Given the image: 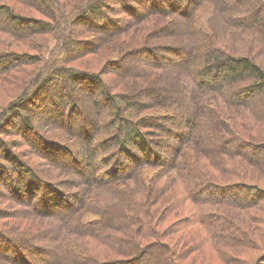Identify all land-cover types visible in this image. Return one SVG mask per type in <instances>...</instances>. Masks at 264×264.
Masks as SVG:
<instances>
[{
    "label": "trees",
    "instance_id": "1",
    "mask_svg": "<svg viewBox=\"0 0 264 264\" xmlns=\"http://www.w3.org/2000/svg\"><path fill=\"white\" fill-rule=\"evenodd\" d=\"M13 1L37 10L43 18L28 16L25 11H17L15 5L8 3V0H0V32L10 37L4 44L23 49L22 53H4L0 49V70L15 68L20 65L18 62L21 60H26L25 64L38 66L30 82H27L23 94L17 96L0 113V133L14 125L11 123L16 116L22 118V126L26 131L33 128L30 119L21 116L20 111L28 110L34 104L39 110L41 106L36 99L38 96L42 99L43 89L46 90L52 83L64 87L62 84L75 82L85 85L86 90H97L100 93V97L92 99L99 113L98 118L88 119L80 123V126L78 124L76 130H68L65 122L67 116H71V112L78 109L77 97L73 91L64 95L58 91L56 96L59 100L55 102L58 109L47 114L50 125H55L54 129L62 132V137L68 134L71 140L84 142L87 153L91 154L97 148L107 151L115 149L119 156H115V165H106L107 171L103 177H94L91 180L86 176L85 181L70 185L71 188H77L73 193L78 201L71 207V191L52 185L49 181L51 179H47L41 171H31L28 168L30 165L21 158H15L16 153L9 154L19 166V181L25 182L24 187L33 194L36 201L24 203V199L15 200L12 197L14 201L5 196L23 209L1 211L0 215L11 217L14 228L25 230L33 228L42 219H48L47 224L38 226L39 229L33 232V239L36 242L44 240V243L57 250L58 260H52L51 264H103L102 260L116 254L134 257V260L147 254L153 258L152 264H214L213 257L216 256L223 264L232 263L233 259L236 260L235 264H261L264 261V241L250 237L245 225L240 224L241 218L235 209H255L257 215L250 216L254 218L256 231L264 238V192L259 190L261 186L257 184L253 173L256 168L264 170V156H255L258 151L255 149L256 142L262 144L257 147L264 148V103H255L258 96L264 100V61L260 57L264 56V0H244L250 6L245 16H235L231 12L226 14L222 9L219 11L224 23L228 21L233 31L238 29L245 35L241 41L234 36L233 31H223L226 35L221 31L218 35L215 30L217 26L212 24L213 28H202L201 38L195 39L193 51L182 49V59L187 58L190 65L198 64L191 80L206 96L195 107L193 104L187 105L184 96L173 97L174 104H182L190 109V129L186 132L187 141L181 142V136L177 137L179 133L174 135L172 142L165 139L164 146L169 147L172 153L164 154L156 151L158 149L155 150L149 139L150 132L146 130L153 126L155 116L145 112L157 105L154 102L156 100L116 91L113 87L117 85L127 88L133 83V87L137 89L142 83L149 84L152 74L165 79L169 70L155 74L157 65L144 64L140 67L141 71L131 76L141 80L122 79L112 83L93 70L72 66L71 62L82 56L81 52L89 51L100 52V61L104 64L111 60L115 49L106 45L104 48L96 46L98 37H95V43L80 37V34H89L94 30L92 27L103 28L98 30L106 35L113 34L116 44H130L136 41L138 35L133 23L141 20L142 23L138 26L140 28L150 17L168 15L173 9H160L153 1L141 0L138 1L139 6L144 8V13L141 14L133 4L127 5V0H116V5L122 6V9L108 6L111 11V16H108L103 8L107 7V4H103L105 0ZM168 1L172 0H166ZM190 1L191 5L198 2ZM230 2L231 0L221 1L220 8ZM168 3L175 7L178 14L188 13L180 11V7L171 4L172 2ZM122 13L133 16H119ZM99 16L102 20H98ZM241 17L247 19L246 25L239 26ZM170 26L171 22L164 23V27ZM144 29L147 33L145 38L157 31L156 29L152 32L151 27L145 26ZM247 32L253 33L254 39L262 43L255 48L252 55L244 53L247 41L251 39ZM143 46H138V50L142 52ZM34 50L36 54L31 56ZM145 51L150 52L148 48ZM154 54L151 53V56ZM152 69L153 73H149ZM32 88L34 90L31 93ZM184 89L192 96L193 90L190 86L186 85ZM64 96L70 100L69 109L60 108L65 101ZM147 100L154 103L147 106ZM104 109L110 110V118L106 121H103ZM67 110L71 112L68 113ZM177 118L179 115L174 114L172 120ZM3 126L7 128L3 129ZM93 129L95 132L91 135ZM21 132L26 134L25 131ZM2 143L6 147L4 140ZM51 143L53 142L45 141L47 146ZM54 145L64 154V158L46 153L43 147L42 153L47 155L46 160L52 163L58 161L59 164L55 163L58 165L63 160L69 168L77 164L75 159L70 161L68 158V153H72V150L68 151L61 144ZM188 146L195 154L193 159H180L179 151ZM123 155L130 158V163H123ZM121 170L125 171L124 176L119 174ZM67 172L73 175L72 171ZM238 178L241 180L237 181ZM65 180L68 179H63L62 184H67ZM222 181L226 182L225 186H232H228L229 188L243 190L247 199L255 197L248 200V203L242 198H236V195L224 199L217 197L216 194L224 186ZM251 181L256 182L255 185ZM21 188V185L15 186L16 195H23L24 190ZM21 195L19 196L22 197ZM225 205L232 210L225 212L217 208ZM67 209L73 210L70 211L72 214L67 216V211L63 215L60 213ZM180 211H187L186 217H181L165 228L163 222L168 216L178 215ZM78 214H84L82 221L77 219ZM207 244L212 246L210 253L204 248ZM259 247L263 251L260 254L254 253ZM247 249L250 250L249 253L246 252L247 258L234 252L244 253ZM258 254L263 255V258L258 260ZM9 256H6L8 260L11 258Z\"/></svg>",
    "mask_w": 264,
    "mask_h": 264
},
{
    "label": "rangeland",
    "instance_id": "2",
    "mask_svg": "<svg viewBox=\"0 0 264 264\" xmlns=\"http://www.w3.org/2000/svg\"><path fill=\"white\" fill-rule=\"evenodd\" d=\"M115 1L116 0H105V2L103 3L105 5L107 4V7L104 6L103 8L106 10V13H108V16H111V11L108 9V6H113L115 8H118L119 10L122 9V6L116 5ZM138 1L140 2L141 0H127V5L133 4L137 7V11L143 14L144 8H141L139 6ZM147 1H153L157 3V7L160 9L171 8L173 9V11L168 15L161 14L158 16L150 17L148 21L144 22L141 25L140 28L138 26H140V24L142 23L141 20H138L133 23V28L137 29L136 31L138 32V35L135 38L136 41L130 44H116V40H113L115 39L113 34L112 36H110L111 33L109 35H106L102 31H100L103 28L92 27L94 30L89 32V34H80V37H84L88 41L91 40L89 42L94 43L96 41L95 37H98V41H96L98 42V44L96 46H101L104 48V46L106 45L111 49H115V53L113 54V56H111V60L105 62L104 64L102 63V61H100V52H81L82 56L73 60V62H71V65L77 68L93 70L101 74L104 78L109 79L112 83H114L115 81L119 82L122 79L130 81L132 79L141 80V78L139 77L131 78V76H135V73L141 71L140 67H142L144 64L150 66L157 65L158 67H155V74H158L159 72H164L166 71V69L169 70V74L165 76V79L162 78V76L156 77L154 74H152L150 75L148 80L149 84L142 83L141 86H138L137 89L133 87V83H130V86H127V88L119 87L117 85L113 88L116 89V91L119 90L129 92L134 95L139 94L142 96V98L144 97L148 100H156L154 102L157 105H155L153 108H148L145 112L148 115H152L153 117L155 116L153 126L146 128V130L150 132L149 139L151 140V144L154 146L155 150L158 149L156 151L161 152V154L168 152L172 153L169 147L167 148L166 146H164L165 139H170L172 142L174 140V135L179 133L180 135H177V137L181 136V142L183 140L187 141L186 132L188 133L190 129V123L188 121L190 109L186 108L187 106L182 104H174L172 101L173 97L184 96L183 99L187 101V105L189 104L190 106H192L193 104L195 107L199 102H201V99L206 96V93H202L200 89H197L196 84L191 80V76L194 75L193 72L196 68H198V64L195 63V65H190L189 60L187 58L182 59V57L184 56V54L182 53V49H191L193 51L196 40H199L201 38L200 32H202V28H204V26L213 28L211 25L215 24L217 26V29L215 30L218 31V35L221 31H233V27L229 25L230 23L228 21L227 23H224L223 17L221 18V15L219 16V11L221 12L222 10H225L226 14H230L231 12L235 16H245L246 13L249 12L250 6L247 5L246 1L244 0H231V2L228 3L225 7L222 6L221 8L220 2L227 0H201L200 2L199 0H197V4L193 3L192 5V1L190 0L168 1L172 2L171 4L173 5L179 6L180 11L184 10V12H188L186 13V15H180L176 12L175 7L173 8L172 6H170V3L166 2V0ZM8 3L15 5L17 11H25L28 16L31 15L43 18V16H41L42 14H40L37 10L26 8L22 4H16V2H14L13 0H8ZM202 4L203 6H201ZM238 4L241 5L238 6ZM235 8L237 10H235ZM119 16L132 17L133 15L129 13H122ZM98 20H102L101 16H99ZM246 20L247 19L245 17H241L240 21H238L239 26L246 25ZM168 21L171 22V26L168 28L164 27V23H167ZM248 21L250 22V20ZM144 26L146 28L151 27L152 32L156 29L157 31L149 34L145 38V35L147 33H145L146 29H144ZM239 31L240 30L238 29L236 31L234 30L233 34L237 37V39L239 38V41H241V39L245 35L242 33V31ZM247 33L251 35V39L249 38V40L247 41L246 37L245 40L247 41V47L244 53L252 55L255 51V48L258 45H262V43L254 39V36H252L253 33ZM224 35L226 34L224 33ZM0 36V49L3 50L4 53H22V47L16 48L4 44L6 41L10 40V37L8 35H5L4 33L0 32ZM138 46H143L142 52L138 50ZM240 47L241 46H238V48ZM147 48L150 52L145 51V49ZM151 53H155L154 56H151ZM31 54V56H34L36 54L35 50L32 51ZM260 57H262V61H264V56L260 55ZM25 61L26 60H21L20 62H18L20 65L15 68L0 70V113L5 111L17 96L19 97L23 94V90L26 87L27 82H30L33 72L38 67L37 64V67L35 65L25 64ZM88 65H90V67H88ZM153 71L154 70L152 69V71L150 70L149 73H153ZM128 73H130L131 75ZM57 85L55 83H52L51 85L46 87V90L43 89V98L40 99L41 96H38V98L36 99V102L39 104V106H41L39 110H37L38 106L36 107V104H34L33 107L30 106L28 110L22 109L20 111L21 116L28 117L30 119V121L34 125L33 128H29V130L26 131L25 128L22 126V118H17L16 116L13 120V123H11L14 125L9 126V130H5L4 132L0 133V212L14 211L19 208L23 209L22 206H19L16 202L13 203L17 198L24 199V203H29L30 201L32 203H35L36 201V199L33 197V194L29 193L28 189L24 187L25 182L19 181V166L14 163L15 160L13 161V159L9 157V154L16 153L17 157L15 158L17 160H20L21 158L24 163L30 165L31 167L28 166V168L31 171H35L38 173L41 171L42 175L47 176V179H51L49 181L52 185H56V187H59L65 191H71V207L75 206L78 202L75 194L73 193L74 191H76L77 188H71V184L77 185L81 183V181H85L84 179L86 176L91 178V180H94V177H103L107 171L106 165H108V163H110V167L113 163L115 165V156H119V154L117 155V153H115V149L107 151L102 148H97L93 151V153H87L84 142H81L78 139L71 140V138L68 137V134H64V137H62V132H58L56 128L54 129L55 125H50V120L47 118V114H51L57 111L58 109V106H56L55 104L58 99V97L56 96L58 94V91L62 92L63 95L64 93L73 91L75 96L77 97L78 109H75L74 113L70 111L71 116H67L68 118L66 119L65 124L67 128L69 127L68 130H76L78 128V124L80 126V123L82 124L88 119L98 118L99 113L93 105L94 103L92 99L97 96L100 97V93H98L97 90H86L85 85L77 84L75 82L70 84H62L64 85V87H58ZM186 85L192 88V96H189L188 90L184 89ZM34 88L31 89V93ZM64 97L65 101L62 105H60V108L69 109L68 107H71L70 100L67 96ZM32 99H34V97H32ZM148 100L146 101V103H149L147 106H150L151 103H154ZM255 103H264V100L258 96L255 98ZM109 111L110 110L104 109L103 121H106L110 118ZM67 112L70 113L68 110ZM67 112L66 115H69L67 114ZM60 113H62V110ZM174 114L179 115V118H177V120H172ZM238 120L242 121V119ZM71 123L73 125H71ZM2 128L6 129L7 126H3ZM21 131H25L26 134L23 135L24 132ZM94 132L95 131L93 129L91 131V135H93ZM2 140L5 141L6 147H4ZM46 140L52 141L53 143L47 146L45 144ZM55 143L64 145L66 149H68V151L69 149L72 150V153H68V158L70 159V161H73L75 159V161H77V164L74 166H70L69 168L63 162V160L62 162H60V165H58V161H56L58 164H55L56 162L52 163L46 160L45 157L47 155L42 153L43 147H45L47 151L46 153L50 152V154L52 155H57L56 157L64 158V154H62V152H59L60 150L55 147ZM261 145L262 144H259L258 141L256 142V148L254 147L255 149H258V151L255 150V156L260 158L264 156V148H260L257 146ZM6 148L8 149V154L6 153ZM191 149L192 148H189V146L187 148L181 149L179 151V158L182 160H187L189 158L193 159L195 154L194 152H192ZM85 158L87 160H85ZM122 161L124 164L130 163V158L123 155ZM117 164L118 163H116V165ZM121 166L122 164H120V167ZM64 169H68L67 171H72L73 175H70L67 171H64ZM253 170L254 177H256L258 181L257 184H260L261 186H259V190H262L264 192V177L262 176V174H264V170L262 171L257 168ZM47 171L49 172L45 174V172ZM52 173L55 175H50ZM120 173H122L121 176L125 175L124 170H121L119 174ZM48 174L52 178H50V176L48 177ZM241 178H238L237 181H240ZM63 179H68L65 180L67 181V184H62ZM136 180H138V176ZM222 183L224 184V186H222V188H220L222 190H219V192L216 194L217 197L224 199L225 197L229 198L230 195H236V198H242L244 201H246L245 203H248V200L255 197L252 196L251 198L248 197L247 199L243 195V190H238L237 188H229L228 186L230 185L225 186L227 185L226 182L222 181ZM255 183L252 182V185H255ZM17 185H21V189L24 190L23 195L18 193L22 197L16 195L14 192L15 186ZM5 196L11 198L14 197L15 200L13 198L12 199L14 201H12L11 198L7 200ZM217 208L220 210H224L225 212L232 210V208L226 205ZM235 210L241 218L240 224L245 225L244 228L248 230L250 237L256 239L257 241H264V238L262 237L261 233L259 231H256V227L254 226V218L250 216V214H252V216L257 215V211L251 208H237ZM66 211L68 213L67 216L72 214L73 212V210L67 209L61 211L60 213L63 215L64 213H66ZM180 212L181 213H178V215L170 214L165 220V222H163L164 227L167 228L170 225H173L181 217H186L187 211ZM76 217H78L77 219L82 221L81 219L82 217L84 218V214H78V216ZM47 222L48 219L47 221L45 219H42L37 222L38 224H36L33 228L29 230H25L22 228L16 229L12 225L11 217H6L4 214L0 215V264H51L55 259L58 260L56 249L54 250L51 245H47L46 243H44V240H38L36 242L33 239V232L38 230L39 227L43 226L44 224H47ZM77 223L80 222L77 220ZM186 224L187 220L184 221V225ZM211 247L208 244L204 247L207 253H210L209 250L211 249ZM37 248H42L43 250L39 251L37 250ZM261 250L262 247H259L256 252H253L256 254H260ZM249 251L250 250L247 249L244 253H239L237 251L234 252L235 254L245 257L246 255H248L246 254V252L249 253ZM212 254L214 255V251H212ZM259 254L256 255V257L259 256ZM7 255H10V260H8V257H6ZM262 258L263 255L259 256L258 260ZM152 259L153 258L149 257L147 254L142 255L139 258H135V260L134 257L125 256L123 254H116L112 258H108L104 261L102 260L101 263L152 264ZM157 261H159V259ZM213 261L214 264H223L221 261L219 262L217 256L216 258L213 257ZM235 263L236 260L233 259L232 263L228 262L227 264ZM261 264H264V261H262Z\"/></svg>",
    "mask_w": 264,
    "mask_h": 264
}]
</instances>
